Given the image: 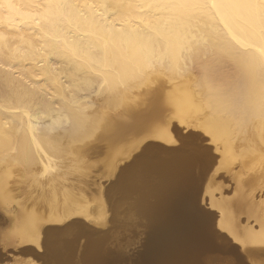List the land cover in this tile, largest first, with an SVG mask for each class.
Returning <instances> with one entry per match:
<instances>
[{"label": "bare ground", "instance_id": "6f19581e", "mask_svg": "<svg viewBox=\"0 0 264 264\" xmlns=\"http://www.w3.org/2000/svg\"><path fill=\"white\" fill-rule=\"evenodd\" d=\"M194 67L196 76L191 72ZM140 105L143 108H136ZM166 107L179 123H193L209 136L220 152L216 159L220 169H227L238 156L250 157L258 161L256 179L264 183V0H0V205L18 196L14 192L20 186L10 185L15 176L32 177L34 188L41 189L30 209L18 203L7 233L12 240L9 245L39 249L44 244L57 262L68 264L74 237H80L84 224L75 221L64 229L43 227L79 215L103 222V202H96L97 210L91 213L82 188L71 182L73 173L84 170L81 159L92 149L88 141L113 146L127 133L149 130V137L173 143L172 131L158 127L161 122L152 127ZM232 129L245 142L246 149L240 154L229 142L235 134ZM183 146V142L174 150L146 146L120 170L113 192L128 201L127 209L143 213L154 186L165 188L162 199L185 183L197 157L185 153ZM212 162L210 158L206 164ZM108 166L112 169V162ZM207 168L198 173L200 181ZM257 180L246 186L236 178L234 199H216L210 180L205 187L211 206L222 212L219 227L243 247L264 246V199L255 201L243 190V185L248 188ZM28 182L22 185L32 183ZM196 194L197 188L183 204L175 202L173 213L170 207V212L160 210L171 228L159 237L158 244L166 246L162 253L177 247L183 230L193 228L197 234L185 235V247L176 249L169 264H184L191 254L193 261L200 248H209L212 229L203 225L202 214H193L196 226L189 224L190 211L197 207ZM158 205L150 206L151 215ZM240 214L253 219L257 229L241 226ZM101 242L99 235L91 239L79 260L95 264V249ZM247 253L256 255L254 250Z\"/></svg>", "mask_w": 264, "mask_h": 264}, {"label": "rangeland", "instance_id": "374dc122", "mask_svg": "<svg viewBox=\"0 0 264 264\" xmlns=\"http://www.w3.org/2000/svg\"><path fill=\"white\" fill-rule=\"evenodd\" d=\"M196 68L191 69V72L194 76L197 75ZM7 70H8V68L5 69L4 71H7ZM9 70L7 72L10 73L11 70L10 71ZM193 70H194V72H193ZM15 76L17 77L16 73H14V77ZM138 107L143 108V106H141V105L137 106L136 108H138ZM163 113L164 114H162L161 120H157L156 122H154L152 124V127H157V124L159 125V123L161 122L160 126H158V127L168 128L169 132L171 130L172 132H170V133L173 136L175 142L166 143V142L151 138L148 136L149 130L148 131H141V132H137V133L132 132L133 134L127 133L124 136V138L122 137L121 140L120 139L117 140L113 146H110V144H108L105 141H98V140L91 139V141H88V148H92V149L90 150L89 154L86 155L87 157L86 156L83 157V159L86 158V160L81 159L82 164H83V165H81V169L82 170L84 169V170L82 171V173L80 170V173L83 176L81 174H79L78 172L73 173L74 174V176H73L74 181L71 179V177H72L71 175L68 176V177L71 176L68 179L72 180L71 181L72 183H74L75 185H78L79 187L82 188V192L85 194L86 198L89 201V208H90L91 213L94 212L95 210H97L95 207L96 202H98L99 200H101L103 202V208H104L103 222H98V220H96L92 216L86 218L84 216L79 215V216L69 217V218H67V219H65L59 223H45L43 229L47 228V227L48 228L53 227V226L54 227L57 226V228L64 229L67 226H70L75 221H79L81 223V225L84 224L86 226L85 227L83 225V227H82L83 233L80 234V237H74L75 238L74 239L75 240L74 249H73L74 252H71V260L72 261L70 260V262L68 264H70V263H72V264H84L82 261L79 260L80 259L79 256L81 255L83 248L85 246L86 247L89 246L88 244H89V242H91V239L92 240L95 239L96 236L98 238V235L100 238H102L103 242H101V244H99V246L95 249V253L97 255V260H96L97 263L95 262V264H114V263H117V264H161L162 261H165V262L168 261L166 263L163 262V264H167V263L169 264V261L172 260L170 258V256L174 258L175 257L174 255L177 253L176 249H178L180 247L181 248L185 247V245L183 243L184 240H186L187 238H189L193 235H195V237H196L197 234L195 232L196 230L193 231V228L183 230V232H181L178 235V237L180 239L177 237V241H179L176 244L177 247H174L173 249H171V250L169 249L167 252L165 251V253H162V251L164 252V250H166V246L158 244L160 242L159 237H160V235L166 236L170 232L171 228H170V226H168L169 228L167 227L168 224H166V222H165L166 221V215H165V217L163 216V218H162L160 210L168 209L170 212V208H172L170 213L175 212L176 210L173 209L175 207V205H177L178 202H179V204H183V201H185L187 196L191 192H193V190L195 188H197L196 206L202 207L203 209L208 210L211 213L207 215L209 217V219H208L206 216L203 215L205 213H202L201 211H199L197 209V207L194 209H191L190 215L193 216V219L189 220V224L192 227L196 226L197 221L194 218L195 215H193V214H196V215L202 214L200 216L201 222L203 223V225L212 229V232L210 235L211 241L207 242L208 240H206V242H207L206 245H207V247L209 246V248L207 250L200 248L201 252H199V256H197L195 258V260H193V261L197 263L198 261L202 262V260L205 261V259H206L207 261L205 264H247V263L248 264H264V246H245V247H243L239 240L235 239L234 237H232V235L229 232H227L226 230L219 227L218 222L221 219L222 215L220 213H222V212H221V210L219 211V209L211 206V204L209 202L210 201L209 196H207L205 194L206 183L208 180H210V184L212 186V189L214 190L213 194H214L216 199H219V200L220 199L224 200V199H229V198L234 199L235 198L236 178L239 177L240 180L242 181V183H244V181H245L244 185H246V186H247V184L250 185L248 183V181H250V182H253L254 180L256 181L257 180L256 177H257V175H259V169H260V167H258V163H257L258 161L254 160V159H250V157L238 156V157H236V160H234L228 166L227 169H220L219 166L216 164V163H218V160H216V159L220 158V152L216 150V145L210 141L209 136H207L198 127H195L193 125V123H191V124L179 123L178 120L171 115V113L167 107ZM168 113H170V114H168ZM166 118L167 119L169 118V119L167 120ZM164 119H165V123H164ZM263 120H264V118H263ZM155 123H156V125H155ZM167 124H168V126H167ZM175 127H177V128H175ZM232 132H233V134L235 133L236 135L234 134L231 137V139L229 140V142L233 146H235V148H234V149H236L235 151H240L239 153H237V152L236 153L240 154L241 152H243L246 149V148H244L245 145L243 144L245 142L243 140H239L240 138L237 136V133L235 131H233V129H232ZM100 133H101L100 129L96 131L97 135ZM146 133H148V134H146ZM183 133H185V134H183ZM141 137H143V138H141ZM235 137L238 139H236ZM139 138L141 139V142H140ZM133 139H134V141H133ZM148 139H150V140L148 141ZM95 141L96 142L98 141V142L96 143ZM136 141H138V143H141L140 144L141 147H138L140 145H138ZM144 141H145V143H144ZM90 142H91V144H90ZM129 142H132V143H129ZM182 142L185 145L182 147V149L184 148L183 151L185 153L191 154L193 157L194 156L197 157V161L193 162L194 165L192 166V168L190 170L191 176L185 181V183L183 182V184H181L180 187L173 194H169V195L163 197L162 199H160V197L162 195L161 193L165 190V188L160 184H158L157 186H154V188L151 190V194H149L150 196H148V198H147L149 203L146 200V202H147V204L145 203L146 209L143 211V213L136 212L134 209H131V210L127 209V204H128L127 202L128 201L124 198L121 199L122 195L120 193L113 192V191H115L114 187H115V184L117 182L116 180H117V176L119 175L118 173H120V170H122L124 167L128 166V164H131L132 161L134 160V158H136L141 153V150L146 146H155V147H160V148H164V149H168V150H174V149L180 148ZM118 143H120V144L123 143V144L120 145ZM126 143L129 145H132V144L133 145L131 147V146L127 145ZM122 145L124 146V149H123ZM116 146L118 148L119 147H121V148L118 149ZM133 146H136V148ZM93 147H95V148H93ZM137 147H138V149H137ZM131 148H133V149H131ZM109 150H110V152H108ZM115 150H116V152H113ZM130 150H131V153H130ZM187 150H189V151H187ZM121 151H123V152H121ZM118 153H119V155H118ZM121 153H123V154L126 153V154L123 155ZM104 154H105V157H103ZM111 154H112L113 158H111L112 157ZM131 154H133V155H131ZM127 155H129V156H127ZM117 156H118V158H117ZM120 156L121 157L123 156L122 157L123 159H121ZM96 158L98 160H96ZM210 158L213 159V162L206 164V161H208ZM102 159H104V161ZM108 159H109V161H108ZM242 160H244V162ZM246 160H248V162ZM95 161H96V163H95ZM245 161L247 162L246 165H244L246 163ZM83 162H85V163H83ZM111 162H112V169H110V166H108L109 163L111 164ZM116 162H119V163H116ZM89 164H91V165H89ZM239 165H240V167H239ZM204 166H208V168L205 170L204 177L200 181L198 179V173L204 168ZM242 166H245V167L247 166V168L245 169V167H242ZM255 166H256V168H255ZM231 167H232V169H231ZM90 168H92V169L90 170ZM102 171H104V172H102ZM116 172H117V174H115ZM96 173H98V174H96ZM99 173H101V174H99ZM78 175H81L82 177L85 176L83 178L84 180L81 179L82 177L81 176L79 177ZM75 176H78V178L76 177L77 180L74 179ZM87 176H89V177L87 178ZM250 176H251V179L248 180V178H250ZM15 177L11 178L10 185L13 187L16 185L18 187L20 186L19 189L14 192V194H17L18 196L23 195L24 198H23V196H20L19 198H18V196H15L16 198L10 204H7V205L1 204L0 205V264H57L59 262H57L51 256L50 252L48 251L47 247L44 246V244L39 249L35 245H26L23 247H15V246L9 245V243H11L9 241H12V240L7 238V233L10 230V227L12 226L11 219L13 217V213H15L20 208L18 203H25V205L28 207V209H30L31 208V201L33 200V197L34 198L37 197L38 196L37 194L40 193V191H41V189L37 185L35 186L36 189L34 188L35 183L33 182V180L30 179L32 177L26 176L23 178V180H22V178H19V177L15 178ZM26 178H27V180H26ZM13 179L18 180L20 184L19 183L18 184L13 183V181H14ZM92 179L94 180V182L92 181ZM28 180H29V182L31 181L34 184L29 183ZM20 181H22V184H24V182H25V185L28 182L30 184V186L32 184L33 187H30L29 184H28V186H25V185L23 186ZM82 181L83 182L86 181L87 184L83 183ZM255 181L253 184H255ZM158 182L159 181H157V183ZM257 182H256V185H251L253 188L251 186H249L250 188L249 187L247 188L246 186L243 185V190H244L245 194L247 193L246 195L253 197V199L255 201H261L264 199V183H262L261 180H257ZM81 183H82V185H81ZM92 184H95V185L97 184V185L92 186ZM191 185H193V186H191ZM21 186H23V187H21ZM187 186H188V188H187ZM24 187H26V188H24ZM189 187H190V189L192 187H195V188H192L190 191ZM21 188L22 189L24 188L25 191L23 190L24 192H21L22 191ZM20 189H21V191H20ZM96 189H97V191H96ZM34 190H35V192L33 193ZM18 191H20V192H18ZM29 191H31L32 193L30 194ZM105 192H106V194H105ZM25 193H26V195H25ZM103 193L105 194V196ZM27 194L30 195L29 198H28ZM155 194H157V195H155ZM25 196H27V197H25ZM180 197H182V198H180ZM26 198H28V199H26ZM153 198L156 199V201ZM158 199L160 201H158ZM24 201H26V202H24ZM157 202H159V205L157 204ZM124 203H126V204H124ZM174 203H175V205H174ZM171 204H172V206H171ZM8 205H10V206H8ZM113 205L116 207H114ZM146 205H148V206H146ZM155 205L156 206L158 205V207L156 208L157 210L155 211L156 213H153L151 215L150 213L152 211L150 210V208L152 206H155ZM12 206L16 209L12 208ZM166 206H167V208H166ZM168 207H170V208H168ZM195 211H196V213H195ZM131 212L133 213V215L131 214ZM169 212L166 214H169ZM114 216H117V217L119 216L120 218L119 217L118 218L120 220ZM126 216H128V217H126ZM140 216L143 218H141ZM158 217H160V220ZM121 218L123 220H121ZM237 218H239L241 226L247 227V228L252 229V230L257 229L256 222L253 219L248 218L245 214H240L239 216H237ZM161 219H163V220H161ZM116 220H118V221L116 222ZM119 221H120V224H119ZM93 222H95V223H93ZM48 224H50V225H48ZM163 224H165V225H163ZM122 225L123 226L125 225L124 226L125 232H124V228ZM92 229H94V230H92ZM120 229H122V231ZM97 230H98V232H97ZM118 230H120V231L118 232ZM115 231L117 234H115ZM157 231L158 232L160 231V232L158 233ZM190 232H192L191 236H190V234H191ZM107 233L109 236L106 235ZM188 233H190V234L187 236ZM157 234H159V235L157 236ZM185 235L187 236V238ZM41 237L44 239V234H42ZM90 237H92V238H90ZM183 238H186V239H183ZM198 239H200V237ZM153 242H154V244H153ZM212 243H213L214 247H212V245H211ZM178 245H179V247H178ZM210 245H211V247H210ZM76 247H78V248H76ZM184 249H186V248H184ZM248 250L249 251H251V250L256 251V255H254V256L249 255L247 253ZM170 251L172 253L174 251V254L172 255ZM160 254H161V256H160ZM167 255L170 258L169 260H168ZM191 255H190L191 258H189V256H187V254H186L185 256H187L188 260H186L187 258L183 257V258H185V259H182V260H184L183 262H185V260H186V262H185L186 264L187 263L192 264L193 263V261H192L193 254H191ZM158 256L161 258H158ZM162 256H163V258H162ZM164 258H165V260H164ZM196 259H197V261H196ZM178 263H180V261H178ZM173 264H176V263H173ZM198 264H204V263L198 262Z\"/></svg>", "mask_w": 264, "mask_h": 264}, {"label": "water", "instance_id": "95a60500", "mask_svg": "<svg viewBox=\"0 0 264 264\" xmlns=\"http://www.w3.org/2000/svg\"><path fill=\"white\" fill-rule=\"evenodd\" d=\"M204 174H205V172H204ZM204 177V176H203ZM203 179V178H202ZM197 195V194H196ZM197 209L199 210V211H201V212H204V213H208V214H210L211 212H209L208 210H205V209H203L202 207H197Z\"/></svg>", "mask_w": 264, "mask_h": 264}]
</instances>
